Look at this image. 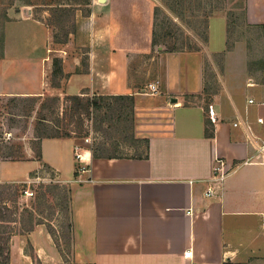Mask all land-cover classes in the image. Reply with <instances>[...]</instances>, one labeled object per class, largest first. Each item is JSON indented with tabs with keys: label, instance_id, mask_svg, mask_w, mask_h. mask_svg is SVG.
Returning a JSON list of instances; mask_svg holds the SVG:
<instances>
[{
	"label": "crops",
	"instance_id": "obj_1",
	"mask_svg": "<svg viewBox=\"0 0 264 264\" xmlns=\"http://www.w3.org/2000/svg\"><path fill=\"white\" fill-rule=\"evenodd\" d=\"M243 1L246 23L264 27V0ZM19 6L5 9L0 95L45 94L54 65L47 53L52 30L32 17L33 5ZM88 7L67 43L76 52L86 50L88 63L81 68L79 56L71 63L72 54L63 59V91L131 95L133 133L148 140L146 152L91 154L90 171L75 175L78 143L47 137L25 174L0 181L19 182L39 167L68 180L72 264H242L264 258V122L258 121L264 118V80L227 48V18L210 19L206 49L171 51L153 44L156 0H90ZM218 18L225 35L213 42ZM221 52L224 69L207 116L195 99L205 93L207 58ZM219 158L228 175L213 182ZM211 184L215 192L207 196ZM29 246L43 264L63 262L42 223L11 236L10 264H34Z\"/></svg>",
	"mask_w": 264,
	"mask_h": 264
},
{
	"label": "rangeland",
	"instance_id": "obj_2",
	"mask_svg": "<svg viewBox=\"0 0 264 264\" xmlns=\"http://www.w3.org/2000/svg\"><path fill=\"white\" fill-rule=\"evenodd\" d=\"M90 0H0V52L3 48L5 9L9 4L20 7L33 5L32 17L44 20L52 30L50 61L63 59L71 54L81 59V68L88 63L86 50L75 51L67 45L79 15L88 14ZM243 0H156L159 10L154 14L158 46L172 50L206 49L209 42L210 19L215 16L227 18V48L236 49L244 56L248 69L256 78L264 80V27L250 26L244 18ZM87 4V5H86ZM51 5H53L51 7ZM48 12L45 13V10ZM208 17V42L204 19ZM223 22L218 18L213 23V42L223 37ZM225 35V34H224ZM155 46V47H158ZM63 49L68 54L64 55ZM62 50V51H61ZM238 51V52H237ZM88 52V51H87ZM225 64V52L209 55L206 60V88L196 102L204 105L207 116L211 115L213 95L219 88L220 74ZM53 65V64H52ZM47 77L46 93L41 95H0V177H18L29 168L28 161H37L41 154V141L46 135L73 137L87 147L85 138L90 136L95 156H139L145 153L146 145L133 135V113L131 100L117 96L69 95L63 91V70ZM76 96V98H75ZM20 162V163H16ZM24 162V163H22ZM77 165V164H76ZM42 173L43 179L36 182L35 196L20 199V182L0 181V264L6 255L8 238L33 223L42 222L61 252L62 263L72 264V209L70 183L60 178L49 167L31 170L26 180ZM78 170V168H77ZM76 173L78 174V171ZM77 178V177H75ZM41 224V223H39ZM11 241V239H10ZM28 251L33 254L29 246ZM41 264H43L41 262ZM239 264V263H230ZM242 264H264V258H255Z\"/></svg>",
	"mask_w": 264,
	"mask_h": 264
},
{
	"label": "built area",
	"instance_id": "obj_3",
	"mask_svg": "<svg viewBox=\"0 0 264 264\" xmlns=\"http://www.w3.org/2000/svg\"><path fill=\"white\" fill-rule=\"evenodd\" d=\"M149 89L151 92H156L157 91V84L151 83L149 85ZM250 102H253V99H251ZM258 121L262 123V122H264V118L259 117ZM237 124L238 123H235V125H237ZM84 140L87 144H89V145H87V147L80 145V144L75 145V159L77 161L78 174H82V173H86V172L90 171L91 154H93L92 153V147L90 146V144L92 145V140H91L90 136L86 137ZM259 150L264 151V147H260ZM227 170L228 169L226 167L225 160H223L221 158L217 159L215 169H214L213 182L224 181L228 175ZM36 173H37V175L35 177L19 181L21 183L20 189H19L20 199L28 200L29 198H32L35 196L36 191H35V188L33 187V185L36 182H39L41 179H43L42 173H45L48 176L51 175L50 172L41 171V170H38ZM214 192H215L214 185L211 184L210 186H208L205 194L207 196H212ZM191 255H192L191 250L185 251V257L189 258V257H191Z\"/></svg>",
	"mask_w": 264,
	"mask_h": 264
},
{
	"label": "trees",
	"instance_id": "obj_4",
	"mask_svg": "<svg viewBox=\"0 0 264 264\" xmlns=\"http://www.w3.org/2000/svg\"><path fill=\"white\" fill-rule=\"evenodd\" d=\"M180 1V0H179ZM183 0H181V2H182ZM157 10H159V7L158 6H156L155 7V14H156V11ZM204 27H205V33L203 34V38H204V40L206 41V42H208V31H207V29H208V17H206L205 19H204ZM153 44L155 45V46H158V39H157V37H156V32H155V29L153 30ZM177 45L176 44H174L173 45V47L171 48L172 50L171 51H173V50H177ZM54 65H55V68H54V73L56 74V73H58V72H61L62 71V67H61V65H60V62H59V59L58 58H56L55 60H54ZM117 97H122V98H127V99H130L131 100V104H132V113H133V103H134V101H133V97L131 96V95H119V96H117ZM75 98H76V96H75ZM132 122H133V118H132ZM209 126V127H208ZM210 125L207 123V133H211L210 132ZM133 135H134V133H133ZM46 137H60V135L59 134H55V135H46ZM134 137H135V135H134ZM136 138V137H135ZM136 139H138V140H140V141H142V142H144L145 143V145H146V147H147V143H148V140H146V139H139V138H136ZM145 152H146V148H145ZM92 153H93V155L95 156V154H94V151H93V149H92ZM144 154V153H143ZM95 157H117V156H95ZM75 175H77V173H75ZM39 223H42V222H36V223H33L32 225H30L29 227H26L25 228V232H28V231H31V230H33L34 228H35V226L37 225V224H39ZM10 237L8 238V240H7V246H6V250H7V252H6V255L4 256V259H3V261H2V263L1 264H10ZM3 254H4V250H3V248L2 247H0V255L1 256H3ZM32 258H33V261H34V264H41V261L39 260V258H38V256H37V254L36 253H33L32 254ZM230 263H232V262H224L223 264H230Z\"/></svg>",
	"mask_w": 264,
	"mask_h": 264
}]
</instances>
